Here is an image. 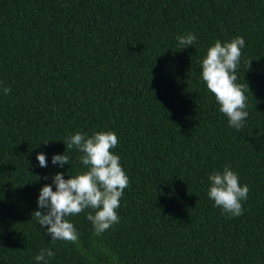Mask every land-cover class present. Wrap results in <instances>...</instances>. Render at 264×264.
<instances>
[{
    "label": "trees",
    "instance_id": "obj_1",
    "mask_svg": "<svg viewBox=\"0 0 264 264\" xmlns=\"http://www.w3.org/2000/svg\"><path fill=\"white\" fill-rule=\"evenodd\" d=\"M189 31L196 43L180 49ZM236 36L240 130L201 79L207 49ZM0 82V264H36L43 248L48 264H264V0H0ZM102 130L119 137L129 185L101 236L86 212L69 217L81 251L32 214L55 173L84 167L64 141ZM225 165L250 189L239 217L207 195Z\"/></svg>",
    "mask_w": 264,
    "mask_h": 264
},
{
    "label": "clouds",
    "instance_id": "obj_2",
    "mask_svg": "<svg viewBox=\"0 0 264 264\" xmlns=\"http://www.w3.org/2000/svg\"><path fill=\"white\" fill-rule=\"evenodd\" d=\"M196 40L197 34L191 31L177 36L180 49L195 45ZM245 43L242 36L224 42L217 39L207 49L206 56L201 61V79L214 95L219 111L228 118L229 126L236 130L244 127L249 116L246 110V91L249 85L237 83V69ZM248 64L250 68L251 61ZM10 92V87H0V94L8 95ZM64 143L66 151L75 149L81 153L79 160L84 167L67 179L64 173H55L52 183L41 188L37 200L38 209L32 215L41 226H47L46 231L51 235L52 242L62 240L77 245L83 251L79 232L69 217L86 212V219L92 224L94 236H101L111 226L119 223L117 209L124 190L129 185V177L120 163V156L112 151L119 143L116 132L102 130L88 135L78 131ZM66 151L64 154L53 155V165L63 167L69 164L70 157ZM37 160L40 167H47L45 153H38ZM209 181L207 195L214 201V206L221 208L229 218L243 215V202L247 200L250 189L247 184L241 186L239 174L230 165H225L222 170L210 173ZM54 256L51 248H43L35 256L36 264H48V259Z\"/></svg>",
    "mask_w": 264,
    "mask_h": 264
}]
</instances>
